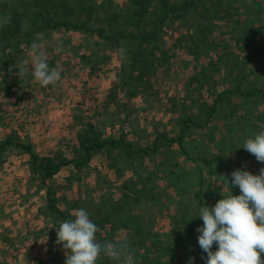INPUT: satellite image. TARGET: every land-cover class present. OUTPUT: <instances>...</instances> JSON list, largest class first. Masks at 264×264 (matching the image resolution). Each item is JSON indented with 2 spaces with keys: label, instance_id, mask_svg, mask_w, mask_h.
Here are the masks:
<instances>
[{
  "label": "trees",
  "instance_id": "obj_1",
  "mask_svg": "<svg viewBox=\"0 0 264 264\" xmlns=\"http://www.w3.org/2000/svg\"><path fill=\"white\" fill-rule=\"evenodd\" d=\"M23 5L31 12L24 10ZM0 17L8 18V22L0 26V67L8 69L13 67L12 59L22 46L30 47L33 42L38 43V35L41 33L61 29L96 36L103 40L102 44H110L109 49L115 48L117 52L120 51L119 53L122 48L127 47L126 53L123 51L125 61L121 68L124 74L119 77L121 80L119 85L110 92L113 102L120 96H127L126 103H128L140 95V92L151 88L146 85L149 79L157 74V66L168 64L172 58V55L165 50L167 48L165 33L168 29L186 27V34L178 37L173 42L172 48H180L192 55L196 62L195 73L189 77L184 88V91L188 92L191 104H183L182 108L180 103L172 105L176 110L181 108V114L173 111L175 117L172 115L178 126L177 138H170L167 133H160L156 136L152 147L134 149L132 143L126 141L123 133L106 135L96 125L84 119L83 128L77 136L78 143L74 148V156L70 159L62 152H52L41 157L33 150L32 143L21 140L15 133L0 139V156L9 150H19L20 153L29 155L30 171L43 185L64 169L74 170L76 173L72 172L66 178L80 184L83 181L81 173L98 154L107 158L109 168L116 166L112 158L122 157L127 160L125 165L130 164L131 169L136 168L137 163L133 164L130 159H136V156L141 154H156L159 145L164 142L170 145L177 143L183 156L193 159L194 157L186 151V142L190 141L195 130H204L215 121L224 122L223 131L226 130L228 136L233 135V141H243L264 129V110H262L264 0H129L128 7H118L113 0L102 3L94 0H0ZM172 48L170 45V49ZM101 56L103 55L98 51L93 52L92 59ZM82 58L92 61L90 57ZM230 62L234 66L230 65ZM217 72L218 77L221 74L224 80L231 81L230 85L213 84ZM252 77L253 81L248 82ZM14 81L16 84L20 83L15 76L12 78V82ZM219 87L223 89L217 92L216 89ZM0 88L4 89L5 97L10 96L12 92L10 87L0 85ZM203 89L205 92L210 91V95L214 96L211 102L203 99L201 95L194 98V95ZM249 129L251 135H245V131ZM203 136H206L205 133ZM208 137L217 138V134L211 133ZM218 139L217 141H228V137L223 133ZM229 145L239 146L230 143ZM171 148L173 149V146ZM242 149L244 148H235V153L243 152ZM209 154L210 149L207 148L204 155H200L199 158L197 157L199 160H195V162L201 160L203 165L209 168L208 177L212 178L209 181L204 174H199V183H193L194 178L190 171L179 167L167 170L168 187L161 188L157 183L147 184L149 179L143 178L141 176L143 173L136 171L135 177L124 180L119 186V199H115L114 194L106 195V198L100 199L101 204H95L96 211L89 210L85 205L93 203L85 202V207L82 206V209L97 225L98 231L95 236L101 240V243L98 238L96 240L102 245V241L113 238V231L106 226L112 225L117 230L129 232L126 235L134 255L132 260L139 261L140 264H162L163 261L165 264H189L190 261L192 264H205V259L201 257L206 258L207 254L202 252L198 244L199 233L196 231L202 226L203 221L196 214L188 215L189 210H194V207L186 201L202 203L201 192H205L206 196L214 201L217 196L215 190L218 188V192L222 187L219 185L210 189V185L213 187L216 176L224 181V177L227 178L225 173L228 168H238L236 166L242 165L245 167L243 170L256 171L255 163L247 165L245 163L247 161H243L241 164H235L227 153L213 155V158ZM163 157L162 162L167 164V157L165 155ZM252 158L255 160L254 155ZM168 166L175 168L179 164ZM194 166L200 167L199 164ZM258 167L262 168V164L260 163ZM115 168L119 175L121 170H124L121 165ZM186 185L189 187L187 188ZM170 187L175 188L176 197L167 193V188ZM234 189L238 193L236 195H239L240 190L232 188ZM86 190L90 191L88 188ZM47 193L49 198L45 215L54 221L53 236L57 241L55 229L64 220L74 218L69 210L60 207L58 198L50 197L53 193L51 188L47 189ZM176 201L178 205L185 203L177 207L173 204ZM76 202L75 206L78 207L84 200ZM167 202L168 207L163 209ZM146 203L149 207H152L151 204L154 205L153 207H160L163 213L173 208L175 221L170 223L171 229L168 235L161 237L157 233L151 234L146 227L147 222L142 213ZM92 215L97 218H93ZM109 231L112 232L108 233ZM115 243L117 242L114 241L113 244ZM150 245L154 250L150 249ZM215 249L214 244L213 251ZM141 250H143L142 254ZM119 251L124 252L121 257L111 256L102 251L96 264L129 263L125 261L128 256L127 251L123 248ZM261 259L264 260V253H261Z\"/></svg>",
  "mask_w": 264,
  "mask_h": 264
},
{
  "label": "rangeland",
  "instance_id": "obj_2",
  "mask_svg": "<svg viewBox=\"0 0 264 264\" xmlns=\"http://www.w3.org/2000/svg\"><path fill=\"white\" fill-rule=\"evenodd\" d=\"M94 1L102 3L106 0ZM113 1L118 7H128L129 0ZM23 8L28 10L25 5ZM28 11L31 12V10ZM103 26L107 28L105 23ZM186 32L185 26L183 29L179 27L166 31L167 48L165 50L166 53L172 55L170 62L161 67L157 66V74L149 79V84L147 83L149 86L146 85L151 88L140 92V95L128 103H126L127 96H120L114 102L110 96V92L114 91L121 81L119 77L124 74L121 68L125 61L123 51L126 53L127 47L122 48L119 53L120 51L117 52L115 48L109 49L110 44H102L103 40L96 36L84 35L66 29L39 34L40 51L45 54L49 67H55L60 71L61 79L55 84L41 86L32 77L30 69L34 53L31 46H22L21 50L17 51L11 62L12 68L0 67L1 87H10L12 90L10 96L5 97L4 89L0 88V139L15 133L21 140L32 143L33 150L41 157L52 152H62L70 159L74 156V148L78 143L77 136L80 129L83 128L84 119L96 125L106 135L123 133L126 141L131 142L134 149L152 147L156 136L160 133H167L170 138H177L178 126L172 118L175 117L173 111L176 114H181L180 109L183 104H191L188 92L184 91V88H186L189 77L195 73L196 62L192 55L178 47L172 48V44ZM170 45L172 49H170ZM233 45L237 48L234 42ZM57 49L60 50L57 51ZM97 51L103 56L92 59L93 52ZM83 56L90 57V61H92L89 62L82 58ZM230 65L234 66L231 62ZM234 69L236 70L237 67L235 66ZM217 75L219 76L218 72L215 74L216 78L212 82L213 84L230 85L231 81L224 80L221 74L220 77ZM14 76L18 77L19 84H16L15 81L12 82ZM250 81H253V77L248 79V82ZM222 89L219 87L216 91ZM199 95L208 102L214 98L213 95H210V91L205 92L204 89L195 94L194 98ZM178 103L181 104V108L176 110L172 105ZM262 110H264V106ZM224 125L223 121H215L204 130H192L194 134L185 146L190 156L194 157L193 159L185 158L177 143L170 145L164 142L159 145L156 154H141L136 156V159H130L133 164L137 163L136 168L133 169L130 164L125 165L127 161L125 157L112 158V162L117 167L119 165L124 167L119 175L116 172V166L109 168L107 158L99 154L95 155L89 166L81 173L83 181L80 184L66 178L70 173H76L74 170L64 169L58 176L43 185L39 178L33 177L30 171L29 155L20 153L19 150L4 152L0 156V264H65V250L53 236L54 221L45 215L49 198L48 188L53 191L50 197L58 198L57 202L60 207L63 210H69L75 218V211L81 209L82 206L86 205L89 210L96 211L95 204H101L100 199L106 198V195L114 194V198L119 199V186L124 180L127 181L131 177H135L136 171L142 172L141 176L149 179L147 184L149 182L157 183L161 188L168 187L166 183L168 182L167 170L179 167L190 171L194 178L193 183H199V174H204L206 180L209 181L212 179L208 177L209 168L203 165L201 160L195 162V160H199L200 155H204L207 148L210 149L209 155L212 158L213 155L219 156L227 153L235 164H241L243 161H247L245 162L247 165L255 163L256 171L252 173L259 174L261 167L258 165L261 163L264 167V163L258 162L255 156V160H253V154L249 152L247 154L245 149H242L243 152L235 153V148H241L247 138L243 141H233V135L228 136L227 131H223ZM211 133L217 134V138H209L208 134ZM222 133L228 137V141H217ZM245 135H251L250 129L245 131ZM229 143L239 144V146H230ZM205 146L206 149H204ZM164 155L168 159L167 164L162 162ZM175 163H178L179 166L175 168L168 166ZM198 164L200 167L194 166ZM236 167L238 168L226 169L225 176L229 181L233 171L245 169L242 165ZM35 177L37 176L35 175ZM215 179L220 181H213L215 184L213 187L210 185V189L219 185L222 189L218 192V188L215 190L217 196L214 201L207 197L205 192L200 193L201 202L209 207L223 197L221 192L224 195H229L231 192L233 195L238 194L235 189L234 191L227 187L226 180L222 181L217 176ZM186 187L188 188L189 185ZM87 188L90 191H87ZM167 189L169 196L176 197L174 187ZM185 197L184 194L183 198L185 199ZM82 199L84 200L83 204L76 207V201ZM87 201L93 204L86 203L84 205ZM186 202L194 207V210H189L188 215H198L197 204L191 201ZM184 203H179V205L183 206ZM173 204L178 205L177 201ZM151 206L149 207V204L146 203L142 212L144 220L147 222L146 227L151 234L157 233L164 237L170 232V223L175 221L173 208L169 211L165 210L163 213L160 207H153L152 204ZM166 207H168V202L163 209ZM160 210L161 212H159ZM106 226L113 231L108 232L113 233V238H107V236V239L102 241V245L113 244L114 241L117 243L113 245H116L122 240H127L129 232L117 230L112 225ZM99 242L101 243V240ZM149 247L154 250L151 245ZM122 253L124 252H120L117 257H121ZM142 253L143 250H141ZM133 256V253L131 257L127 256L125 259L129 262L127 264H140L139 261L132 260ZM162 264H165V261Z\"/></svg>",
  "mask_w": 264,
  "mask_h": 264
},
{
  "label": "clouds",
  "instance_id": "obj_3",
  "mask_svg": "<svg viewBox=\"0 0 264 264\" xmlns=\"http://www.w3.org/2000/svg\"><path fill=\"white\" fill-rule=\"evenodd\" d=\"M8 22L0 17V26ZM34 60L30 69L32 77L41 86L55 84L61 79L60 71L49 67L45 54L38 43L31 45ZM60 49H57L59 51ZM258 162L264 163V129L245 140L243 146ZM224 177V176H223ZM227 187L240 190L239 195H224L213 206L197 202L198 218L203 221L196 231L198 244L206 253L205 264H264V167L259 174L237 169L231 173ZM97 225L84 209L75 211V218L64 220L55 229L57 243L65 250V264H96L102 251L117 256L119 249L132 255L130 241L122 240L119 245H101L96 240ZM216 249L213 251V245ZM194 260V258H192ZM192 264V261L189 262Z\"/></svg>",
  "mask_w": 264,
  "mask_h": 264
}]
</instances>
